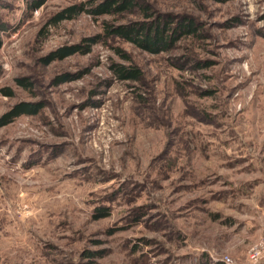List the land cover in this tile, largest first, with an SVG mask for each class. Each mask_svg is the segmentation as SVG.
<instances>
[{
	"label": "rangeland",
	"instance_id": "obj_1",
	"mask_svg": "<svg viewBox=\"0 0 264 264\" xmlns=\"http://www.w3.org/2000/svg\"><path fill=\"white\" fill-rule=\"evenodd\" d=\"M86 1L0 0V116L43 105L0 126V264H264V0H135L48 25ZM152 18L193 32L156 54L105 34Z\"/></svg>",
	"mask_w": 264,
	"mask_h": 264
},
{
	"label": "trees",
	"instance_id": "obj_2",
	"mask_svg": "<svg viewBox=\"0 0 264 264\" xmlns=\"http://www.w3.org/2000/svg\"><path fill=\"white\" fill-rule=\"evenodd\" d=\"M26 2H29L30 10H36L42 6L44 0H26ZM135 5V0H103L99 2L88 0L86 2L72 4L55 12L48 19V25L56 26L63 20H72L83 13L93 17L122 13L129 11ZM145 18H147L146 15ZM192 32V23H180L172 26L168 21L160 22L159 19L153 18L150 21L130 22L117 26L106 25L105 27L106 35L121 38L152 54L165 50L177 38L185 34H192ZM99 40L100 37L95 36L83 39L81 44L61 46L40 57L39 61L42 65H48L53 61L62 60L73 54H87L91 51V47L98 43ZM1 44L2 41L0 38V47ZM116 52L118 53V51ZM111 70L117 75L119 80H136L140 77L139 70L120 64H113ZM70 79L71 77L68 75H60L53 82L54 84H58ZM15 82L24 89H28L31 86V83L26 78H17ZM2 92L6 96L12 95V91L9 89H5ZM42 106L40 102H18L0 116V126L7 125L21 115H34Z\"/></svg>",
	"mask_w": 264,
	"mask_h": 264
}]
</instances>
